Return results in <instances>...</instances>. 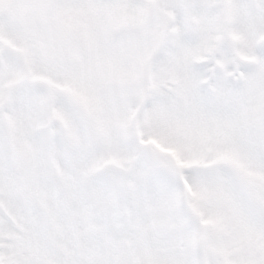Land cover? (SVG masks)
<instances>
[{
	"label": "snow or ice",
	"instance_id": "obj_1",
	"mask_svg": "<svg viewBox=\"0 0 264 264\" xmlns=\"http://www.w3.org/2000/svg\"><path fill=\"white\" fill-rule=\"evenodd\" d=\"M0 264H264V0H0Z\"/></svg>",
	"mask_w": 264,
	"mask_h": 264
}]
</instances>
